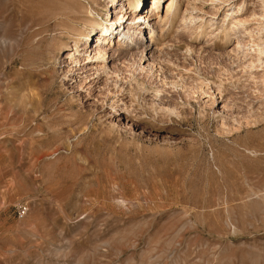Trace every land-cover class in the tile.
Wrapping results in <instances>:
<instances>
[{"label": "rangeland", "instance_id": "374dc122", "mask_svg": "<svg viewBox=\"0 0 264 264\" xmlns=\"http://www.w3.org/2000/svg\"><path fill=\"white\" fill-rule=\"evenodd\" d=\"M246 4L259 16L262 0ZM108 6L0 0V264H264V70L245 77L177 21L156 72L122 59L137 127L110 129L107 93L74 97L57 63L90 9L104 20ZM214 6L198 13H218L220 29L227 7ZM202 88H221L228 119L197 99Z\"/></svg>", "mask_w": 264, "mask_h": 264}, {"label": "bare ground", "instance_id": "6f19581e", "mask_svg": "<svg viewBox=\"0 0 264 264\" xmlns=\"http://www.w3.org/2000/svg\"><path fill=\"white\" fill-rule=\"evenodd\" d=\"M104 1L109 5L108 7H111L108 16L104 20L98 19L90 9L92 12L88 13L87 19L90 29L73 33V37L69 38L71 42H63L61 51H64V57H59L57 63L62 75V88L74 97L85 102L93 100V103H99L100 94L107 93L108 96L102 105L104 111H107L106 119L110 129H132L134 132V127H137L134 124L132 98L122 82L121 69H119L122 67V59L127 56L131 58L135 55L141 56V63L137 65V68L140 67V70H147L149 73L156 72L155 62L161 58L159 57V54H162L161 51H164L162 48L167 31L177 21L180 22L178 30L189 32V35L193 34V36L196 31L195 41H202L204 37H207L208 43L218 41L221 50L218 56L224 57L232 67H237L245 77H254L256 71L264 70V40L255 34L257 31H264V0H262L259 16L256 12H247L246 0H243L236 9L232 7L231 2L237 0H152V6L149 9L144 6L145 0ZM190 1L195 5L196 14L189 12L190 7L193 6H190ZM92 2L95 7H98L102 0H92ZM209 4L213 6L224 4L227 7L225 15L222 13L223 25L219 26L220 29L215 28L218 13L210 19L198 13L205 14ZM183 5L186 7L185 12L181 11ZM213 10L217 11L214 8ZM162 11L165 12L163 18ZM156 17L161 20L162 25L165 24V30L158 29L159 24L154 22ZM129 51L130 53H127ZM220 89L218 88L219 91ZM196 90L195 95L204 107H210L217 117L228 119V103L219 91L211 94L203 88ZM95 94L96 97L93 98ZM254 108L253 103L250 106L251 114ZM244 122L240 120L232 126L222 123L220 132L221 130L222 133L239 131L246 124Z\"/></svg>", "mask_w": 264, "mask_h": 264}, {"label": "built area", "instance_id": "2783aa9c", "mask_svg": "<svg viewBox=\"0 0 264 264\" xmlns=\"http://www.w3.org/2000/svg\"><path fill=\"white\" fill-rule=\"evenodd\" d=\"M27 212H28V207H27V205H22V206H20V208H19V210H18V217H19L20 219H23V218L26 216Z\"/></svg>", "mask_w": 264, "mask_h": 264}]
</instances>
